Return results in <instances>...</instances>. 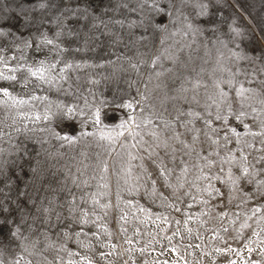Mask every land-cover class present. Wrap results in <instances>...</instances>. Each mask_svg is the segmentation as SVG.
I'll return each mask as SVG.
<instances>
[{"label": "clouds", "instance_id": "clouds-1", "mask_svg": "<svg viewBox=\"0 0 264 264\" xmlns=\"http://www.w3.org/2000/svg\"><path fill=\"white\" fill-rule=\"evenodd\" d=\"M0 264H264V0H0Z\"/></svg>", "mask_w": 264, "mask_h": 264}]
</instances>
